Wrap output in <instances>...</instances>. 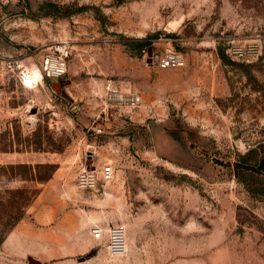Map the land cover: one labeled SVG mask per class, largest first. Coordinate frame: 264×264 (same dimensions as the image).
<instances>
[{
    "label": "rangeland",
    "instance_id": "1",
    "mask_svg": "<svg viewBox=\"0 0 264 264\" xmlns=\"http://www.w3.org/2000/svg\"><path fill=\"white\" fill-rule=\"evenodd\" d=\"M168 38L185 66L148 61ZM62 41L69 96L44 74L25 85ZM107 78L138 91L146 119L100 113ZM262 158L264 0H0V264H264V194L241 180L264 176L235 167ZM107 163L113 181L77 186ZM95 222L126 225V255L93 239Z\"/></svg>",
    "mask_w": 264,
    "mask_h": 264
},
{
    "label": "built area",
    "instance_id": "2",
    "mask_svg": "<svg viewBox=\"0 0 264 264\" xmlns=\"http://www.w3.org/2000/svg\"><path fill=\"white\" fill-rule=\"evenodd\" d=\"M239 53L243 55L242 50H239ZM72 54L71 42L62 41L49 45L42 56L41 74L51 80H65L69 73V61ZM153 62L160 68H178L187 64L184 53L175 47L172 38H168L167 45L164 46L162 52L153 57ZM22 82L25 85L31 84L26 70L22 71ZM36 85H38L37 82ZM101 98L104 115L108 114L111 107H117L127 110L130 119L142 103V96L138 92L125 89L119 81L113 78L105 80ZM74 107L79 109L76 105ZM92 130L99 134L104 132L101 126H95ZM115 176L116 169L110 163L103 166H83L77 174V186L82 190L97 191L101 185L113 181ZM90 234L95 240L106 238L107 252L111 257H121L127 254L129 242L125 224L106 227L95 222L90 227Z\"/></svg>",
    "mask_w": 264,
    "mask_h": 264
},
{
    "label": "trees",
    "instance_id": "3",
    "mask_svg": "<svg viewBox=\"0 0 264 264\" xmlns=\"http://www.w3.org/2000/svg\"><path fill=\"white\" fill-rule=\"evenodd\" d=\"M39 10L40 11H46V13H50V14H59V13H62L64 11V8L55 2H45L40 6ZM68 11H70V10H67V12ZM145 44H146V41L139 43L140 46H143ZM235 167H236V172L238 173L239 176H241V173H245V172L250 173V174H257L260 177L264 176V158H262L259 161L258 166H239V165H237ZM51 170H52L51 173H53L55 171V169L53 167ZM245 175H247V174H245ZM50 177H51V175L48 177L41 178V179L46 180V179H49ZM241 180L243 181V183L245 184L247 189L250 192H252L253 194H258V193L264 194V186H262V188L255 190L252 187H250V182H249L248 178L242 177ZM260 182L263 185L264 179H262Z\"/></svg>",
    "mask_w": 264,
    "mask_h": 264
},
{
    "label": "crops",
    "instance_id": "4",
    "mask_svg": "<svg viewBox=\"0 0 264 264\" xmlns=\"http://www.w3.org/2000/svg\"><path fill=\"white\" fill-rule=\"evenodd\" d=\"M165 39H163V38H161L160 39V41H164ZM71 80V79H70ZM71 82H72V80H71ZM104 84V83H103ZM102 84V85H103ZM129 86H130V84H128ZM126 89H130V90H132V91H135V92H138V91H136L132 86H130V88H126ZM142 109V108H141ZM141 109L138 111V112H135L133 115H132V118L130 119V117L128 116V114H124L123 116L127 119H129L130 121L131 120H139V121H141V120H144V119H146V112H143V111H141ZM121 110V109H120ZM100 113H102V111L100 112ZM100 113L97 115V117L95 118V120L93 121V126H92V128L91 129H94L95 128V126H101V127H103V131L105 132V126H104V123L106 122L107 123V121H108V116H105V117H103V121H99V116H100ZM119 115V114H118ZM119 118V117H118ZM106 119V120H105ZM121 123H122V127H124L125 128V130L127 129L128 131H130V126H128V125H126V120H124V118H121ZM103 132V133H104ZM96 134H99V133H96ZM101 134V133H100Z\"/></svg>",
    "mask_w": 264,
    "mask_h": 264
},
{
    "label": "water",
    "instance_id": "5",
    "mask_svg": "<svg viewBox=\"0 0 264 264\" xmlns=\"http://www.w3.org/2000/svg\"><path fill=\"white\" fill-rule=\"evenodd\" d=\"M152 51H153V48L150 47V48L148 49V56H149L148 61H152V59H153V52H152ZM70 83H71V80H62V81H60V82H58V83H53V86H54V88L58 89L60 93L66 95V96H69V95L67 94V92L64 90V87H65L67 84H70ZM31 263H32V264H42L40 261L35 260V259H33V258H31Z\"/></svg>",
    "mask_w": 264,
    "mask_h": 264
},
{
    "label": "bare ground",
    "instance_id": "6",
    "mask_svg": "<svg viewBox=\"0 0 264 264\" xmlns=\"http://www.w3.org/2000/svg\"><path fill=\"white\" fill-rule=\"evenodd\" d=\"M26 72L28 73L29 75V79H30V85L31 86H35L36 85V82L39 83V81L41 80V72L39 74L33 72V71H30L29 69L26 70Z\"/></svg>",
    "mask_w": 264,
    "mask_h": 264
}]
</instances>
